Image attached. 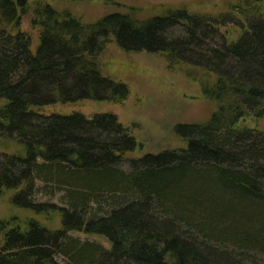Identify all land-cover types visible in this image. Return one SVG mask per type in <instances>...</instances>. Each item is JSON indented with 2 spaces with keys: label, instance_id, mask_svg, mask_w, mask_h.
<instances>
[{
  "label": "trees",
  "instance_id": "16d2710c",
  "mask_svg": "<svg viewBox=\"0 0 264 264\" xmlns=\"http://www.w3.org/2000/svg\"><path fill=\"white\" fill-rule=\"evenodd\" d=\"M27 18L38 33L34 51ZM227 20L241 23L235 40L221 32ZM174 28L183 33L170 35ZM112 39L125 51L162 54L217 103L208 119L176 125L184 147L129 158L138 143L115 113L46 111L125 101L128 84L98 67ZM247 116H264V0H231L218 15L169 7L93 22L43 0H0V146L23 150L0 151V192L41 218H60L59 227L0 219V264H62L57 254L69 264H264V130L241 125ZM127 159L135 171L118 168ZM37 178L65 186L67 206L34 202ZM100 197L111 209L90 215Z\"/></svg>",
  "mask_w": 264,
  "mask_h": 264
},
{
  "label": "rangeland",
  "instance_id": "374dc122",
  "mask_svg": "<svg viewBox=\"0 0 264 264\" xmlns=\"http://www.w3.org/2000/svg\"><path fill=\"white\" fill-rule=\"evenodd\" d=\"M38 0H29L33 5ZM49 2L59 11H69L79 16L85 22H93L98 18L115 11L128 12L136 17L164 12L169 7H185L199 14L218 15L228 9L231 0H43ZM22 28L32 36V50L36 49L38 33L30 27V22L24 19ZM221 32L229 40L239 36L241 23L229 22L220 26ZM170 35H181L180 28H174ZM222 35V34H221ZM215 42H220V35ZM101 73L115 80L123 81L129 86V95L122 103L105 100L89 99L76 103L55 104L46 108L47 112L68 114L81 112L88 116L100 112H113L119 120L129 128L136 138L138 146L128 154L129 158L140 157L147 153H159L167 149H180L184 142L176 133V125L203 121L210 117L217 103L205 97L201 88L200 78L187 75L183 69H170L166 58L160 53L147 51L129 52L117 45L115 40L109 41L97 57ZM241 125L264 130V116L257 118L247 116ZM1 152L8 154L23 153L20 146L14 142H4ZM118 168L130 173L135 171L131 159L118 165ZM12 191L0 192V219L17 216L19 219L35 217L49 226L59 227L60 218L53 214L52 220L41 218L29 210L21 209L10 203ZM67 189L61 183L37 178L34 202H50L58 206H67ZM101 204L96 201L90 204V215L106 214L111 209V203L100 197ZM71 238L81 241L93 240L104 246L110 244L103 237L89 236L80 232H70ZM62 264H69V257L57 254ZM255 264H262L260 261Z\"/></svg>",
  "mask_w": 264,
  "mask_h": 264
}]
</instances>
